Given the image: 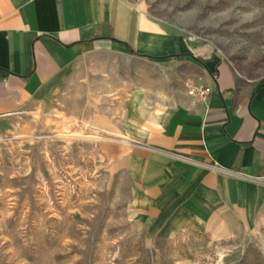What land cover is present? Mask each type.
<instances>
[{
    "label": "crops",
    "instance_id": "obj_1",
    "mask_svg": "<svg viewBox=\"0 0 264 264\" xmlns=\"http://www.w3.org/2000/svg\"><path fill=\"white\" fill-rule=\"evenodd\" d=\"M185 82L210 87L208 101L193 102ZM88 83L108 96L90 119L113 137L105 157L127 176L148 235L225 240L255 217L264 82L240 81L211 48L127 0H0V119L57 94L68 105Z\"/></svg>",
    "mask_w": 264,
    "mask_h": 264
},
{
    "label": "rangeland",
    "instance_id": "obj_2",
    "mask_svg": "<svg viewBox=\"0 0 264 264\" xmlns=\"http://www.w3.org/2000/svg\"><path fill=\"white\" fill-rule=\"evenodd\" d=\"M127 1L211 48L240 81L264 82V0ZM79 86L68 105L57 94L0 119V264H264V204L225 240L141 229L131 184L105 157L113 137L90 119L108 96Z\"/></svg>",
    "mask_w": 264,
    "mask_h": 264
},
{
    "label": "built area",
    "instance_id": "obj_3",
    "mask_svg": "<svg viewBox=\"0 0 264 264\" xmlns=\"http://www.w3.org/2000/svg\"><path fill=\"white\" fill-rule=\"evenodd\" d=\"M185 88L187 89V96L197 103H205L208 101L212 90L205 85H192L189 82H185Z\"/></svg>",
    "mask_w": 264,
    "mask_h": 264
},
{
    "label": "bare ground",
    "instance_id": "obj_4",
    "mask_svg": "<svg viewBox=\"0 0 264 264\" xmlns=\"http://www.w3.org/2000/svg\"><path fill=\"white\" fill-rule=\"evenodd\" d=\"M64 137H72V136H64ZM84 138H91V139H96V138H94V137H84Z\"/></svg>",
    "mask_w": 264,
    "mask_h": 264
}]
</instances>
